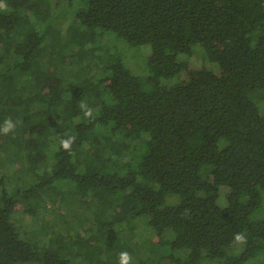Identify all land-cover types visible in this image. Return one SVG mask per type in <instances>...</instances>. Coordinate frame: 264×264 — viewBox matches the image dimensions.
<instances>
[{
  "label": "trees",
  "instance_id": "trees-1",
  "mask_svg": "<svg viewBox=\"0 0 264 264\" xmlns=\"http://www.w3.org/2000/svg\"><path fill=\"white\" fill-rule=\"evenodd\" d=\"M3 2L0 124L18 123L0 134V264H119L122 251L152 264L166 244L158 264H251L264 253V0H86L66 34L51 0ZM106 32L150 48L146 74L121 56L91 74L86 42ZM197 45L220 72L182 59ZM8 158L27 165L20 183ZM47 196L90 222H42L29 240L15 215H39ZM139 218L155 232L131 242L121 229Z\"/></svg>",
  "mask_w": 264,
  "mask_h": 264
},
{
  "label": "rangeland",
  "instance_id": "rangeland-1",
  "mask_svg": "<svg viewBox=\"0 0 264 264\" xmlns=\"http://www.w3.org/2000/svg\"><path fill=\"white\" fill-rule=\"evenodd\" d=\"M86 0H51V4L53 6L51 10V22L57 27L60 28L63 34H66L68 29L70 28L71 24L74 22L75 14L77 11L85 6ZM86 47L89 49L90 54L92 56V67L90 69L91 74L97 73L98 75L101 74L99 71V67L97 64H103L104 62H110L115 60L116 57L121 56L125 63L131 67L134 72L137 74H146L148 71V55L150 48L148 46H135L131 45L127 40L118 37L113 32H106V34H98L95 38V40H88L86 42ZM205 52L202 46L197 45L195 51H199L193 55H182V59L185 61L190 62L191 68L194 69H201V68H208L215 72H220V66L218 63L211 61L208 59L206 55L202 52V50ZM97 75V76H98ZM187 78V74L184 72L182 74L181 79ZM76 78L75 76L68 75V82L74 81ZM162 82L164 84H174L177 82L176 78L166 79L163 78ZM96 111V110H95ZM264 111V109H263ZM57 146L54 145L53 148H56ZM4 154V153H2ZM51 160H54V155L51 152L50 153ZM1 152H0V167L3 166V162L1 161ZM2 162V163H1ZM16 162V161H15ZM7 170H10L11 172H16L17 175H12V182L13 183H20V179H22L21 173L19 172L22 167L26 168L27 165L22 163L21 164H15L10 161V158L5 159L4 162ZM27 163V162H26ZM5 168V167H4ZM0 169V176L3 174L4 170ZM32 175L28 173L27 179H31ZM65 183V182H62ZM63 186V185H61ZM227 193V190L224 189L222 191L221 197H220V204L225 205L226 199L225 194ZM70 198V195L67 194V198ZM76 207V206H74ZM72 207L74 211L75 208ZM39 215H28V213H21L18 212L15 215V219L17 223L21 224L22 228L24 230H30L32 235L28 237L31 241H37L38 237H41L42 233L40 228L42 226V222H45L46 225H59V229L64 226V224H68L71 220L76 221L79 223L81 222H90L91 217L89 216V211L80 212L78 210V213L69 211V209L66 207V204L63 203H54L52 198L47 196L43 200V206L40 208ZM128 222V221H127ZM69 225V227L72 228V230H77L79 228V225ZM132 228H122L121 230L124 232V235L129 236L131 239V242L136 241L135 239L139 241H144V238H151L153 237L154 230L152 226L145 222L142 218L136 219V221H129ZM55 228L58 226H54ZM53 227V228H54ZM35 230V231H34ZM236 247L238 248V251H241L244 247L243 244L236 243ZM173 252L171 246L166 244L164 247L159 249V247L156 248V255L153 257L152 264H158V262L161 259V256H169ZM137 254L144 255L145 257L148 256V251L145 248H141L138 250ZM177 253H175L176 256ZM264 253H261L256 258L250 260L248 263L251 264H264L262 260H259L260 257ZM259 260V261H257ZM81 261V259H80Z\"/></svg>",
  "mask_w": 264,
  "mask_h": 264
},
{
  "label": "clouds",
  "instance_id": "clouds-1",
  "mask_svg": "<svg viewBox=\"0 0 264 264\" xmlns=\"http://www.w3.org/2000/svg\"><path fill=\"white\" fill-rule=\"evenodd\" d=\"M7 8L6 3L3 2V0H0V10H5ZM81 109L84 112V116L86 118L92 117V109L87 106V104H81ZM16 121H13L11 117L6 118L3 121V124H0V134L2 135H8L9 133H12L15 131L17 127ZM75 141L74 136H68L61 140V147L65 151H71V145ZM246 234L243 232H239L234 234V241L238 244H244L246 243ZM119 264H132V256L127 251H122L119 253Z\"/></svg>",
  "mask_w": 264,
  "mask_h": 264
}]
</instances>
